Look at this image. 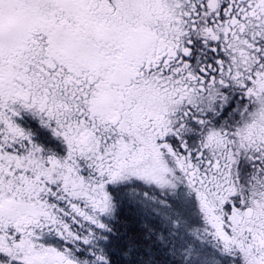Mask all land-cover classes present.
Listing matches in <instances>:
<instances>
[{
    "label": "snow or ice",
    "instance_id": "1",
    "mask_svg": "<svg viewBox=\"0 0 264 264\" xmlns=\"http://www.w3.org/2000/svg\"><path fill=\"white\" fill-rule=\"evenodd\" d=\"M0 264H264V0H0Z\"/></svg>",
    "mask_w": 264,
    "mask_h": 264
}]
</instances>
